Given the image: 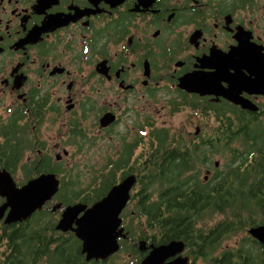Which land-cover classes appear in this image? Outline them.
Instances as JSON below:
<instances>
[{"label": "flooded vegetation", "instance_id": "af4514ba", "mask_svg": "<svg viewBox=\"0 0 264 264\" xmlns=\"http://www.w3.org/2000/svg\"><path fill=\"white\" fill-rule=\"evenodd\" d=\"M2 170L17 187L45 173L59 187L26 219L7 222L5 211L0 264H138L172 240L183 248L164 263L233 250L238 264H264L251 231L264 206L214 248L176 237L173 221L179 194L264 180V0H0ZM128 177L120 247L88 258L77 222L59 226L63 211ZM224 217L196 225L206 233Z\"/></svg>", "mask_w": 264, "mask_h": 264}, {"label": "water", "instance_id": "95a60500", "mask_svg": "<svg viewBox=\"0 0 264 264\" xmlns=\"http://www.w3.org/2000/svg\"><path fill=\"white\" fill-rule=\"evenodd\" d=\"M134 181V177L124 179L90 207L79 202L64 209L59 226L68 228L73 222H77L78 227L75 230L83 238V250L87 252L88 258H105L119 249L118 238L123 231L120 213L130 197L129 192ZM58 187L59 181L54 174H42L17 187L9 171H0V194L5 197L0 205V218L8 208L7 222L28 218L52 197ZM83 210L84 215L78 217V213ZM251 231L264 240V226L253 227ZM182 248V240L153 245L150 253L138 264H186V257L181 256L164 263L167 256Z\"/></svg>", "mask_w": 264, "mask_h": 264}, {"label": "trees", "instance_id": "16d2710c", "mask_svg": "<svg viewBox=\"0 0 264 264\" xmlns=\"http://www.w3.org/2000/svg\"><path fill=\"white\" fill-rule=\"evenodd\" d=\"M220 149V141L212 145V151ZM193 159V158H191ZM244 174L246 171L243 172ZM263 178L254 176L247 179L244 186L240 183L233 186L227 193L219 191L209 194H179L177 201V215L173 216L175 222V236L186 237L188 235H202L208 238L211 246L220 244L224 235L230 236L244 224L251 223L255 219L256 206H264ZM214 184L220 188L222 180ZM224 212L225 217L205 231L197 227L199 218L207 215L214 216ZM147 217L149 223H155L157 209L155 204L148 205ZM210 264H238L233 250H226L221 255L212 256Z\"/></svg>", "mask_w": 264, "mask_h": 264}, {"label": "rangeland", "instance_id": "374dc122", "mask_svg": "<svg viewBox=\"0 0 264 264\" xmlns=\"http://www.w3.org/2000/svg\"><path fill=\"white\" fill-rule=\"evenodd\" d=\"M240 236H241V233L234 235L233 237H231L232 239L229 242L234 244L236 242V240L240 238ZM119 260H121L119 257L117 259H115V261L118 263H119ZM200 264H204V263L200 262Z\"/></svg>", "mask_w": 264, "mask_h": 264}, {"label": "bare ground", "instance_id": "6f19581e", "mask_svg": "<svg viewBox=\"0 0 264 264\" xmlns=\"http://www.w3.org/2000/svg\"><path fill=\"white\" fill-rule=\"evenodd\" d=\"M6 212H7V211H6ZM6 212H5V213H6ZM72 225H73V224H72Z\"/></svg>", "mask_w": 264, "mask_h": 264}]
</instances>
